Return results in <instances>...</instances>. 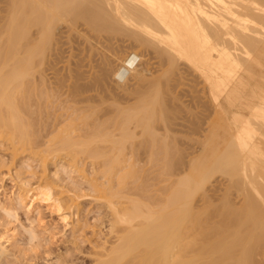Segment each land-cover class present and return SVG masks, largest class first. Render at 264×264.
I'll use <instances>...</instances> for the list:
<instances>
[{"label":"bare ground","instance_id":"obj_1","mask_svg":"<svg viewBox=\"0 0 264 264\" xmlns=\"http://www.w3.org/2000/svg\"><path fill=\"white\" fill-rule=\"evenodd\" d=\"M71 37L78 39H75L77 44L85 41L83 44L86 46L87 43L98 59L95 62L91 58L92 66L96 68L90 65L91 62L86 63V67L89 64L92 68V71L90 68L86 71L89 75L82 72L79 62L78 68L75 66L70 72L69 96L87 105L77 109L76 117L62 120L58 115L50 114L55 98L52 89L58 91L66 79L58 75L50 78L46 68L52 65V61L59 60L63 53H60L63 40ZM96 40H99L97 43L100 47H97L99 44ZM126 40L141 45V48L144 46L151 58L155 55L159 58L157 60L167 61L172 65V70L174 66L179 69L178 64L191 68L187 70L193 69L204 81L206 94H202L207 95L209 100L204 103V97L200 95L202 99L198 102L206 106L210 104L223 118L220 121L219 115L216 114L218 118L215 115L216 121L224 123L223 128L214 123V117L213 124L217 126H214L215 130L213 126L208 129L217 132L212 131L215 135L213 139L220 135H217L218 128L223 129L225 132L221 133V137L224 135L226 138L223 141L227 140V133L229 141L223 144L220 139L222 144L218 142L217 148L212 143L213 139L209 141L213 135L204 136L210 129L205 128V122L209 120H205L207 117L202 104H199L201 115L198 111L196 113L200 116L193 115L199 116L196 118L198 122L194 119L197 123L185 118L191 125L182 116V121L178 118L183 112L174 114L176 120L171 119L173 116L168 115L169 112L164 113L168 110L167 106L171 107L170 112H175L172 108L175 106L170 104L178 102L174 100L176 98L173 99L174 93L173 97L170 95L174 102L163 98L167 94L161 95L171 81L164 84L166 88L163 91V87L160 92L161 87H156L154 83V65H150L156 57L147 60V63L150 62L148 66L145 62L139 63L136 52L120 53L119 48ZM263 47L264 0H0V147L10 152V160L0 157V169L13 165L18 158L21 161L26 157H38L46 174V164L53 159L52 156L66 153L64 158L58 156V159L75 165V171L88 186L87 191L103 197L108 203L109 212L104 222L106 226L103 224L106 233L100 231L102 239L88 252L90 264H264ZM111 57H114L112 67ZM154 64L158 68L161 66ZM146 65L154 72L150 74ZM50 68H54V65ZM93 69L98 71L93 74ZM165 71L167 74L168 70ZM112 83L116 85L114 88ZM172 83L173 87H177L179 82ZM55 84L59 85L58 88L53 86ZM186 93L185 97L188 96ZM194 98L197 99L196 96ZM191 104L194 106L197 103ZM211 106L205 109L210 110ZM176 107L184 109L179 105ZM214 109L211 108V112ZM201 116L206 117L203 123L199 120ZM178 119L181 123L184 121L192 133L195 127L198 139L195 132V136L190 133L196 140L200 141L203 136L210 137H207L208 142L202 139V144L205 141V145L208 143V147L217 149L213 152V147L210 151L207 147L206 152L203 144L204 149L199 151H204L203 156L204 153L212 152L210 158L205 156L204 162V157L199 160L195 158L198 153L194 150L195 156L192 150L195 145L193 139L194 142L188 140V143L193 144L192 151L188 149L185 152H193L192 156H188H194V159L189 158L188 162L187 155H181L185 153L179 150L183 145H178L183 143L179 144L181 139L177 135L176 140L175 135V130L182 127L175 124ZM183 130L186 131L185 127H182ZM184 134L186 136L187 131ZM185 138H182L183 142ZM198 141L195 146L200 149ZM223 145L224 149L219 151ZM142 152L145 156L150 154L146 158L152 159H148L149 165L151 162L153 166L155 157L157 164H160V173L158 169L156 173L162 176L159 179L166 177L167 190L163 186L159 188L161 193H167L161 194L165 197L159 198L160 195L155 193L152 195L154 190L151 192V188L154 186H149L150 178L137 177L140 181H136L140 184L136 183L134 178L140 172L131 169H137L138 163L145 160H142ZM86 159L90 160L91 173H103L102 177L106 181L101 184L98 177L85 174L86 170L79 166H82L80 161ZM200 160L202 162L199 164ZM97 169L100 172H96ZM138 169H143V166H138ZM66 171L64 166L53 168L46 177L38 180L37 188H33L35 183L19 181V192L9 196L7 204L0 202L1 211L8 218L18 215L20 209L32 212L36 205L39 204V208L45 204L59 215L66 226H71L72 230L78 227L83 230L86 226H78L80 220L73 224L68 222L72 215L77 216L79 213L78 193L82 192V182L77 184L72 177L67 176L69 170L66 176H62ZM216 173H221V178L214 179ZM15 175H19L18 170ZM67 179L71 184L64 188ZM128 180H132L131 184ZM133 181L142 188L148 185L150 188L146 187L150 191L146 190L158 199L152 200L151 196V202L148 195L145 198L146 194L141 192V195L139 191L145 193V188L134 187ZM228 186L235 187H230L236 189L235 192L228 191ZM68 193L73 196L65 195ZM198 193L200 196L196 200ZM137 195L143 197L138 198ZM28 200L31 202L29 206L26 203ZM30 231L27 233L30 234ZM35 238L32 236V241ZM2 242L0 239V264H4L3 258L10 252ZM15 255L12 256L15 258ZM67 262L63 263L77 264L76 261Z\"/></svg>","mask_w":264,"mask_h":264},{"label":"rangeland","instance_id":"obj_2","mask_svg":"<svg viewBox=\"0 0 264 264\" xmlns=\"http://www.w3.org/2000/svg\"><path fill=\"white\" fill-rule=\"evenodd\" d=\"M73 38L74 37H71V39L70 38H65L64 40H63V43L61 44V51H60V53L63 51V53H61L60 55L61 56H59V60L58 61H61V63L60 62H58L57 60H54V61H52L51 63H52V65H54V68H50L52 65L50 64V67H47L46 69V73H47V75L50 77V78H52V77H57V75H58V77H60V78H62V77H64V79H66V81H65V83H64V85L63 86H59L58 84L56 85H53V86H57V88H58V86H59V90L58 91H56L55 92V89H52V90H54V94H52L55 98L53 99V101H54V104H52V111L50 110V114H51V112H52V115L54 114V115H58L59 117H60V119H62V120H65V119H67V117H70V116H72V117H76L75 115H77L78 114V112H77V109L78 108H82V107H86V105H87V103L86 102H76L74 99L75 98H73L72 97V95H70L69 96V94H70V87H71V83H70V81L68 80V77H69V74H70V72H72V70L73 69H75V66L77 67V65H79V67H80V69L81 70H83L82 72L83 73H85V75H89V73L88 74H86V71H88L89 70V68H90V71H92L91 69V67H90V65L92 66V62L93 61H91V58H92V60H94L95 61V59H98V56H95V55H97V54H95V52L88 46V44L86 43V46H85V44H83V43H85V41H79L78 42V44H77V42H76V40L75 39H77V38H74V40H73ZM96 39V38H95ZM101 39V38H100ZM78 40V39H77ZM94 41V40H93ZM99 41V40H98ZM97 40H96V43L98 42ZM81 43V44H80ZM124 43H126V45L128 44V47H125L126 45L124 44ZM123 44H121V47L119 48V52L120 53H125L126 51H127V53L128 52H130L129 54H132V53H134V52H136L137 53V55L139 56L138 58H137V60H139V63H146L148 66H149V64L148 63H150V62H148L147 63V60H150V59H152L153 57H156L155 55H153L152 56V58H151V55L150 54H148V52H147V49L144 47V46H142V48H141V45H139L140 46V48L139 49H136V48H138L139 46H138V44H136L135 42H133V41H131V40H126L125 42H124ZM129 43L130 44H133V45H129ZM97 44H99V43H97ZM134 46H136V47H134ZM87 47H89V48H87ZM97 47H100V44H99V46L97 45ZM127 48H129V49H127ZM136 49L135 51L133 50V49ZM264 48V47H263ZM63 49V50H62ZM130 49H131V51H130ZM91 51H93V53L91 52ZM133 51V52H132ZM263 51V53H264V49L262 50ZM132 52V53H131ZM261 52V51H260ZM147 53V54H146ZM93 55V56H92ZM128 55V54H127ZM150 55V56H149ZM142 56H146V57H142ZM95 57V58H94ZM148 57H150V58H148ZM263 57H264V55H263ZM154 60H152V62L150 63V65L152 64V65H154V67H153V69H154V71L152 70V69H150L149 67L147 68V65L145 66L147 69V71L149 70V71H151V72H149L150 74L151 73H155L154 74V83L156 84V87H161L160 88V92L162 91L161 89L163 88V91H164V89L166 88V83H169V81H171V83L172 82H179V83H181V84H179L178 83V86L176 87V85H175V87H173L174 85H173V83H172V85H170L171 83H169V86H167V88L165 89L166 91H170V93L169 92H167L166 93V91H165V93H162L161 95H162V97H163V95L164 94H167L168 96H165V97H163V98H168V101H170L171 102V100H172V102H174L173 101V99L174 98H176V99H174L175 101L176 100H178V102H176V104H175V102H174V104L172 103V104H170L168 101L166 102V103H169L170 105H174L175 107H172L174 110L173 111H175V112H170L169 110H170V108L167 106V108L166 109H168L166 112H164V113H167V112H169L168 113V115L169 114H171L173 117L171 118L172 120L173 119H177V118H174V116H176V115H174V114H179L180 112H186V113H182V115H178V118L181 120V116L183 117L182 119L183 120H185V122H187V123H189L190 124V122H188V121H186V119L185 118H189L188 120H190V121H192L191 123H197L198 122V120H196V118L197 117H199L201 114H200V110H202V109H200L201 107H199L201 104V106L203 107V111H201V113L203 112L204 114H205V116L207 117H202V116H204V114L202 113V116H201V118L199 119V120H201V122L203 123V122H205L204 121V119L205 120H209V122L208 121H206L205 123H207L206 124V126H205V128H207L208 129V127H212L213 126V129L215 130V128H216V126H217V124L219 125L218 127H221V128H223V124H221L220 123V121L223 119H221V115H219L218 113H216L217 111L213 108V106H211L209 103V106H206V104H204V103H207V101H209L208 100V98L206 97L207 95H204V94H206V93H204V85H203V83H204V81L202 80V79H200L199 78V76L197 75V73H195V71H192V70H187V69H191L190 67L189 68H187L185 65H184V67H183V65H181V64H178V67H180L179 69H176V67L177 66H174L173 68H174V70H172V69H170L171 67H172V65L170 66V64H168V62L167 61H164L165 63H167L168 65H166L163 61H161V60H157V59H159V58H153ZM157 61H156V60ZM114 57H111L110 58V64H111V67H112V65H114ZM144 60H146V61H144ZM264 60V59H263ZM57 61V62H56ZM91 62V64L89 63V62ZM78 62H79V64H78ZM96 62V61H95ZM94 62V64L95 65H97L96 63ZM113 62V63H112ZM158 62V63H157ZM60 63V64H59ZM77 63V64H76ZM86 63H89L88 64V66L89 67H86L87 66V64ZM154 63H156L158 66H160V67H163V68H158ZM164 63V64H163ZM84 64V65H83ZM93 64V65H94ZM109 64V65H110ZM160 64V65H159ZM84 67H83V66ZM48 66H49V64H48ZM157 68H156V67ZM165 66H169V67H166V68H164ZM92 67H94V66H92ZM110 66H108L107 68H109ZM186 67V68H185ZM78 68V67H77ZM94 68H96V67H94ZM54 69H56V70H54ZM168 70V73L167 74H165V72H167V71H165V70ZM170 69V70H169ZM95 69H93V74H94V72H96V71H98V69H96L95 71H94ZM162 70V71H161ZM163 70H164V73H163ZM184 70V71H183ZM186 70H187V72H186ZM56 71H58L57 73L58 74H56L55 72ZM153 71V72H152ZM171 71H173V72H175L176 71V73H174L173 74V72H171ZM182 71V72H181ZM191 71V72H190ZM159 72H162L163 74H164V76L165 77H163V74H162V76H161V74L159 73ZM186 72V73H185ZM192 72H194V73H192ZM259 72V71H258ZM45 73V74H46ZM184 73V74H183ZM149 74V75H150ZM171 74V75H170ZM181 74H183V75H181ZM187 74V75H186ZM56 75V76H55ZM60 75V76H59ZM160 76V77H159ZM170 77V78H167V77ZM174 77V78H173ZM185 78V79H183L182 80V78ZM161 80H164V81H161ZM174 80V81H173ZM85 81H87V80H84V82ZM203 81V82H202ZM114 82V81H113ZM115 84H117L116 82H114ZM114 84V85H115ZM164 84H166L165 86H164ZM182 84H185V85H182ZM112 85H113V83H112ZM112 86L113 88L116 86ZM118 85V84H117ZM161 85H163V86H161ZM180 85V86H179ZM111 86V85H110ZM191 88V89H189V87ZM193 86V87H192ZM52 87V86H51ZM62 87V88H61ZM171 87H173L174 88V90H172V88ZM194 87H195V90H194ZM54 88H56V87H54ZM157 88V89H158ZM176 88V89H175ZM199 88H200V90H199ZM171 89V90H170ZM183 89V90H182ZM185 89H187V90H185ZM175 90H176V93H175ZM199 90V91H198ZM177 91H179L178 93H177ZM188 91L189 92V94H188V92L186 93V92ZM195 91V92H194ZM201 91V92H200ZM182 92V93H181ZM194 92V93H193ZM52 93V92H51ZM169 93V94H168ZM174 93V94H173ZM180 93V94H179ZM185 93H186V96L187 97H185L184 95H185ZM196 93H198V95L196 94ZM202 93H204V94H202ZM175 95V97H173V95ZM170 95L173 97V99H171L170 98ZM193 95V96H192ZM203 96L204 98H203V102L202 103H199L200 101V98H201V96ZM184 96V97H183ZM194 96H196L197 97V99H193V97ZM178 98H183L182 100H183V102H182V100L180 99H178ZM184 98H185V100H184ZM190 98H192V99H190ZM190 99V100H189ZM202 99V98H201ZM166 100V99H165ZM186 100L188 101V102H186ZM75 101V102H74ZM163 101H164V99H163ZM191 101H193V102H191ZM199 101V102H198ZM188 103V104H190V105H187L186 103ZM197 103V104H195L194 106H193V104H191V103ZM178 103H180V104H178ZM184 105H186V107L188 108H185V105L183 106L182 104ZM200 104V105H199ZM168 105V104H167ZM179 105V107H184V109L182 108V109H180V108H178V107H176V106H178ZM196 105H197V107H196ZM165 106H166V104H165ZM204 106H206L207 108L208 107H210L211 106V108L212 109H214L215 111H213V112H211V108H210V110L209 109H205L206 107H204ZM103 108H105V105H103L102 106ZM192 107H194V109L192 108ZM75 108H76V111H75ZM177 109H180V111L179 110H176ZM190 109V110H189ZM191 109H193V110H191ZM198 109V110H197ZM80 110V109H79ZM182 110V111H181ZM205 110H207V112L205 111ZM76 113H75V112ZM172 111V110H171ZM199 112V114L198 113H196V112ZM212 113V115L210 114V113ZM73 113H75L74 115H72ZM193 113V114H192ZM194 113H196V114H194ZM181 114V113H180ZM188 114H190V115H188ZM211 117V119H210V117L208 116V115ZM213 114H214V116H213ZM216 114H218L219 115V118H218V115H216ZM165 116H168V115H166V114H164ZM163 115V116H164ZM170 115V116H171ZM186 115L187 116H189V117H186ZM191 115H192V117H191ZM193 115H199V116H197V117H195V116H193ZM217 116V118L220 120V121H216V120H218V119H216V116ZM194 117V118H193ZM214 117H215V119H214ZM169 118V117H168ZM179 119H178V121H176V123L175 124H179V125H182V127H185V129H186V131H187V134L189 135V137H188V139H186L187 138V134H186V136H185V134L184 133H186V131H181V129H182V127L180 128H177L175 131L177 132H175L176 134V140H178V138H177V135H179V140L181 139V141H180V143L179 144H181V143H183V144H181V145H178L179 147L180 146H182L183 148H186V149H184L183 150V148H179V150L181 151V152H185V150H191V148L193 147L190 143L194 140L195 142L196 141H198V140H196V137H193L192 135H191V130H188V125L183 121L182 123L181 122H179ZM193 119V120H192ZM197 121H195V120ZM198 119V118H197ZM213 119H214V123L216 122L217 124H216V126L213 124ZM174 120V121H175ZM203 120V121H202ZM182 121V120H181ZM212 121V122H211ZM223 122V121H222ZM181 123V124H180ZM184 123V124H183ZM212 123V124H211ZM184 125V126H183ZM191 125V124H190ZM189 125V126H190ZM193 125V124H192ZM195 125V124H194ZM193 125V126H194ZM175 126V125H174ZM214 126H215V128H214ZM175 127H177V126H175ZM175 127H174V129H175ZM191 128H193L192 126H191ZM190 128V129H191ZM180 129V131H181V133H179L178 132V130ZM210 129V128H209ZM208 129V130H209ZM213 129L211 128L210 129V131H208V133L206 132L205 134H204V136H206V134H211V135H213L212 134V131H213ZM193 130V129H192ZM194 132L196 133L197 132V130L195 129V127H194ZM220 130H222V132L220 131ZM216 131H217V129H216ZM218 134L217 135H219V133H220V135L216 138V139H213V138H215V135H213V136H211V139H209V141H212V139H213V141H212V143H213V145L215 146V147H217L218 148V146H217V143L220 141V139H222V141H223V139H225L226 137H224V135H222L223 136V138L221 137V133H223V132H225V131H223V129H220V128H218ZM183 132V133H182ZM191 132V133H190ZM192 133V134H194V136L197 134V139H198V137H199V135H198V133ZM179 133V134H178ZM213 133H217V132H215V131H213ZM183 134V137L181 136ZM226 134V136H227V140L229 141V138H228V134L227 133H225ZM190 135L192 136V137H190ZM181 136V137H180ZM202 137V139L203 140H205L206 142H208V138L207 137H209V136H207V137ZM186 137V138H185ZM221 137V138H220ZM182 138H185L186 139V143H187V145H189L188 147H187V145H186V143L184 144V142H185V139H184V142H183V139ZM195 138V139H194ZM205 138V139H204ZM206 138H207V140H206ZM210 138V137H209ZM190 139V140H189ZM191 139H193V140H191ZM202 139H200V141H201V143H200V141H198L197 143H199V144H197L198 146L201 144V147H200V149L197 147V146H195L196 145V143L194 142V147H193V151L194 150H196V152L198 153L197 155H198V157H195L197 160H199V158L200 157H202V159H203V157H204V160H203V162L205 161V156H206V158H208L207 157V155L209 156V154L211 155V153L212 152H210L209 154L207 153L206 155H205V153H204V156H203V153L202 152H204V151H202V152H199L201 149L203 150L204 148H203V146L205 147L206 146V149H205V151L206 152H208V150L210 151V149L213 147H211L210 146V144H209V146L210 147H208L207 145H208V143L205 145V141H203V144H202ZM176 140L174 141V142H176ZM188 140L189 141H191V142H189L188 143ZM215 140H216V142H215ZM218 140V141H217ZM227 140H224L223 141V144H225V143H227V142H225V141H227ZM221 141V142H222ZM173 142V143H174ZM216 144H215V143ZM221 142H219V143H221ZM225 142V143H224ZM177 143H178V141H177ZM222 144V143H221ZM221 144H220V146H221ZM184 145H185V147H184ZM203 145V146H202ZM212 145V144H211ZM1 146V145H0ZM196 147V148H195ZM207 147H208V150H207ZM215 147H213L212 148V150H213V152H214V150H216L217 148H215ZM224 147H225V145H223V147H221V150L219 149V151H222L223 149H224ZM199 150H198V149ZM220 148V147H219ZM223 148V149H222ZM174 151H176L175 150V147H174V149H173ZM178 150V149H177ZM191 150V151H192ZM211 150V151H212ZM191 151H190V153H189V151L187 152V154H185V153H181V155L182 154H184V157L187 155V160L186 161H188L189 162V158L190 159H194L193 157H191L192 156V154H193V152L191 153ZM62 153H64V154H62ZM143 153L144 152H142L141 154H142V156L141 157H143L142 158V160L143 159H145L146 160V158L149 156L150 157V154L148 155V153L146 154L147 156H145V154L143 155ZM176 153V152H175ZM199 154H201V155H199ZM213 154V153H212ZM188 155H191L190 157L188 156ZM194 155L196 156V154H195V151H194ZM58 156L59 157H62V158H64L65 156H66V153L65 152H61L60 153V155L58 154ZM58 156H57V154H55L54 156H52L53 157V159L55 160V159H57L58 161H53V159L51 160V161H49L46 165H48L47 166V169H48V171H50V170H52L53 168H55L56 167V169H60V168H62V166H64V168H66L67 169V171L69 170L70 172L68 173V175L67 176H70V178L71 179H73V181L75 182V183H77V184H80V182H82L81 183V185L80 186H82V187H80L81 189H82V192L81 193H78V195L80 196V199L78 200V203H79V210H78V215L77 216H75V215H72V217H71V219H69V223L70 224H73L74 222H76L77 220L79 221V222H81V223H79V225L78 226H80V224L81 225H83V227H84V225L86 226L85 228H83V230H79L78 228H76V230H72L71 229V226L70 227H68V226H66L62 221H61V219H60V217H59V215L54 211H52V209L50 208V207H48V205H45V204H41L40 205V207L38 208V206H39V204L38 205H36L35 206V208L32 210V212H25V210H23V209H20V211H18L17 213H18V215L16 214V216H9L8 218H7V216L8 215H6V213H3V211H1V209H0V216L2 217V219H0V239H1V242H2V237H3V244H5L4 246H7V250H10V252L8 251V256L6 255L4 258H3V260H5V262L3 261V263L4 264H12L13 262V264H17V262H18V264H24V263H26V264H29V262H30V264L32 263V264H65L67 261V263H69V262H73V261H76L77 262V264H87V262H89L88 264H90V262H91V258H90V256H88L89 254H88V252L90 251V249H91V247L97 242V241H100L101 239H102V237H103V234H101V233H103L102 231H104L105 233H106V229H104L105 227H103L104 225L106 226V223H104L105 222V215H106V213L107 212H109V208H107L108 206V203H107V201L106 200H104L103 199V197L101 198V197H99V196H96L95 194H93V193H91V192H89V191H87V188H88V186H87V184H84V181H83V179L81 178V176H79V174L76 172L77 170H76V166L75 165H73L72 163H68V162H66V161H64V160H62L61 158H59L58 159ZM145 156V157H144ZM183 156V155H182ZM0 157H4V160H10V152L9 151H7V150H5V148L4 147H0ZM54 157H56V158H54ZM183 157V159H185ZM82 159H84L83 157H81ZM153 158V157H152ZM209 158H210V156H209ZM19 159V158H18ZM18 159H16L17 161L12 165H7V166H5V167H1V169H0V202H2V203H5V204H7V202H8V198H9V196H11L12 194H17L18 192H19V188H18V185H19V181H22V183L23 182H30L31 184H34L33 185V188H37L38 187V185H39V179H43L44 177H46L47 175H48V171H47V173L46 174H44V172H43V168L41 167V160L37 157V158H32V159H30L29 157H26V159L24 160V159H22L21 161H19ZM28 159V160H27ZM149 159V158H148ZM147 159V160H148ZM62 160V162H60ZM145 160H143L142 162H143V164H142V162H140V163H138V166L139 167H142L143 166V169H138V166H137V169L136 168H130L131 170H134V171H136L137 173H139V174H144L143 176H138L139 174H137V176L134 178L135 179V181L136 180H138V179H136L137 177L139 178V179H142V178H144L145 177V179L147 180V178H150V180H151V182H150V184H149V186L150 187H153V188H151V192H152V195L155 193V195H160L161 196V194H167L165 191H162V193L159 191V188H161L162 189V187L161 186H163L164 188H166V190H167V188L168 187H166L167 186V183L165 182V180H166V177L164 178H162V179H159L160 177H162V176H160L159 177V173H160V164L158 163L157 164V160H156V157L154 158V162L156 163V164H154V162H152L153 163V166H151L152 164H151V162H150V165H149V160H148V164L146 163L147 162V160L145 161ZM150 161H152V159L150 160ZM157 161V162H156ZM185 161V160H184ZM208 161H210V159L208 160ZM207 160H206V162L208 163V164H210L212 161H210V163L208 162ZM19 162V163H18ZM146 164H145V163ZM197 162L198 161H196L195 163V165H197ZM200 162H202L201 160L198 162L199 164H200ZM205 162V163H206ZM28 163V164H27ZM68 163V164H67ZM80 163H82L81 165L83 166H79V167H81V169H85L86 170V173L85 174H88V176L89 177H98L99 178V182L102 184L104 181H106V179L105 178H103L102 177V175H103V173H98V174H94L93 172L91 173V164H90V160H84L83 162L82 161H80ZM186 163V162H185ZM69 164H71V165H69ZM145 164V165H144ZM187 164V163H186ZM202 164H204V163H202ZM207 164V165H208ZM57 165V166H56ZM66 165V166H65ZM147 165V166H146ZM20 166H22L20 169H19V167ZM29 166V167H28ZM72 166V167H71ZM75 168H74V167ZM132 166H134V165H132ZM136 166V165H135ZM134 166V167H135ZM145 166V167H144ZM78 167V166H77ZM149 167V168H148ZM153 167V168H152ZM155 167V168H154ZM157 167V168H156ZM32 168H34V169H32ZM22 169V170H21ZM78 169V168H77ZM90 169V170H89ZM129 169V170H130ZM159 170V173H156L158 170ZM16 170H18V172H19V175H15V171ZM76 170V171H75ZM98 170V169H97ZM128 170V171H129ZM142 170H143V172H142ZM149 170V171H148ZM157 170V171H156ZM67 171L65 172V173H62V176H64V174H65V176H66V173H67ZM127 171V170H126ZM91 174H94V175H97V176H94V175H91ZM96 172H100V170H98V171H96ZM153 172H155V173H153ZM192 172V171H191ZM190 172V173H191ZM36 173V174H35ZM71 173V174H70ZM150 173H153V174H150ZM35 174V175H34ZM121 174V173H120ZM156 174H157V176H156ZM33 175V176H32ZM148 175H150L151 177H149ZM221 175V173H216L214 176V179H216V177L218 178L219 176ZM34 176H37V177H35L34 178ZM80 177V178H79ZM102 177V178H101ZM147 177V178H146ZM159 177V178H158ZM227 177V176H226ZM154 178V179H153ZM220 178H221V176H220ZM156 180L155 182L153 181V180ZM69 179H67L66 181L67 182H65L64 183V185H63V187L64 188H67L68 187V185L69 184H71V183H69L70 181H68ZM76 180V181H75ZM133 180V179H132ZM132 180H130V181H132ZM161 180H163V182L161 181ZM129 181V180H128ZM130 181L128 182V183H130ZM138 181H140V180H138ZM141 181H145V180H141ZM148 181H149V179H148ZM148 181H146V182H148ZM36 182H38V183H36ZM165 182V183H164ZM168 182V181H167ZM86 183V182H85ZM133 184H135V182L133 181L132 182ZM136 183L137 184H140L139 182H137L136 181ZM142 183V186H143V182H141ZM149 183V182H148ZM148 183H145V184H148ZM157 184V185H154V184ZM164 183V184H163ZM131 184V183H130ZM137 184H135V186L134 185H132V186H134V187H137V186H139V185H137ZM151 184H152V186H151ZM163 184V185H162ZM137 185V186H136ZM168 185H169V187H170V183H168ZM84 186V187H83ZM130 186V185H129ZM132 186H130V187H132ZM141 186V185H140ZM139 186V187H140ZM147 187H149L148 185H146ZM143 187V188H145V190L142 188V187H140L142 190H144V191H146L145 193L143 192V191H141V190H139L140 191V193L142 192L143 193V195L144 194H146L145 195V198H148V197H146L147 195L149 196V198L148 199H150V201H151V198H152V200H154L155 198L156 199H158L156 196L155 197H153L152 195H151V193L150 192H148L147 190L150 188H147V187ZM158 187V188H157ZM230 187H232V186H228V188L226 187V189H228V191H230V192H235V190L236 189H232V188H235V187H232V188H230ZM79 188V189H80ZM86 190H85V189ZM146 188H147V190H146ZM163 188V189H164ZM153 189V190H152ZM156 190H158L157 192H156ZM234 190V191H233ZM138 191V192H139ZM149 191H150V189H149ZM159 192V193H158ZM140 193H137V194H140ZM142 193H141V195H142ZM148 193V194H147ZM149 193H150V195H149ZM201 194V193H200ZM65 195H69V196H73V194H65ZM140 195V197L137 195L136 197H138V198H142L143 196H141ZM197 196L199 195V193L198 194H196ZM248 195H249V193H248ZM56 196V195H55ZM152 196V197H151ZM159 196V198H162V197H165L164 195L163 196H161L160 197ZM196 196V200L197 199H199V196L197 197ZM57 197V196H56ZM135 197V196H134ZM151 197V198H150ZM137 198V199H138ZM136 199V198H135ZM164 199V198H163ZM116 201V200H115ZM125 200H123L122 202H124ZM152 202V201H151ZM26 203H28V206L29 205H31V202L28 200ZM70 212H74L73 210H71ZM6 215V216H5ZM28 215V216H27ZM5 216V217H4ZM13 217V218H12ZM3 218H5L4 220H3ZM17 218V219H16ZM13 219V220H12ZM3 220V221H2ZM9 223V224H8ZM104 224V225H103ZM101 226H102V228H101ZM80 227H82V226H80ZM104 229V230H103ZM34 231L33 232V235L32 236H36V238L35 239H33V241H32V236H31V231ZM28 231H30V234L29 233H27ZM100 231H101V233H100ZM73 233H75V236H73L74 234ZM105 233H104V235H105ZM73 234V235H72ZM102 235V237H100ZM30 236V237H29ZM31 238V239H30ZM76 238V239H75ZM101 238V239H100ZM30 239V240H29ZM73 239H75L74 241H75V243H74V241H73ZM6 240H9V241H6ZM31 241V242H30ZM28 242H30V243H28ZM32 243V244H31ZM15 244V245H14ZM25 244V245H24ZM31 244V245H30ZM19 245V246H18ZM28 245H29V247H28ZM35 247L34 249L35 250H33V249H31V247ZM18 247H19V249H18ZM32 247V248H33ZM28 248V249H27ZM23 249V250H22ZM26 249V250H25ZM14 250V251H13ZM19 250H22V251H20L19 253H17ZM25 250V251H24ZM33 250V251H32ZM16 251V252H15ZM28 252V255H27V252ZM32 251V252H31ZM12 252V253H11ZM70 252V253H69ZM24 253H26V254H23ZM14 254H16L15 255V258L13 257L14 256ZM19 254V255H18ZM21 254V255H20ZM30 254H31V256L33 257V259H32V257L30 256ZM88 254V255H87ZM13 255V256H12ZM17 255H18V257H17ZM25 255H27V256H29V257H25ZM23 256H24V259L26 260H24L23 259ZM80 256V257H79ZM20 257V258H19ZM35 257V258H34ZM67 257V258H66ZM8 258V259H7ZM12 258H14V259H12ZM22 258V259H21ZM29 258H30V260H29ZM60 258V259H59ZM90 258V259H89ZM10 259H11V262H10ZM17 259L20 261H17ZM34 260V261H32V260ZM63 259V260H62ZM66 259V260H65ZM9 260V261H8ZM13 260H15V261H13ZM60 260H62V261H60ZM73 260V261H72ZM7 261V262H6ZM21 261H23L22 263H21ZM29 261V262H28ZM80 261V262H79ZM57 262H59V263H57ZM61 262V263H60ZM63 262H65V263H63ZM75 263V262H74ZM76 264V263H75Z\"/></svg>","mask_w":264,"mask_h":264}]
</instances>
